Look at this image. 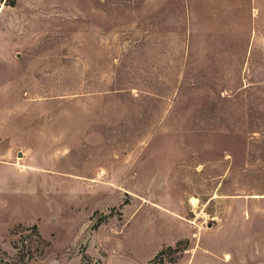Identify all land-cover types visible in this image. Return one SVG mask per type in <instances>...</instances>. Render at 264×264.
Instances as JSON below:
<instances>
[{"label": "rangeland", "instance_id": "1", "mask_svg": "<svg viewBox=\"0 0 264 264\" xmlns=\"http://www.w3.org/2000/svg\"><path fill=\"white\" fill-rule=\"evenodd\" d=\"M0 264H264L248 0H0Z\"/></svg>", "mask_w": 264, "mask_h": 264}, {"label": "crops", "instance_id": "2", "mask_svg": "<svg viewBox=\"0 0 264 264\" xmlns=\"http://www.w3.org/2000/svg\"><path fill=\"white\" fill-rule=\"evenodd\" d=\"M227 1L229 2V0ZM248 6L250 9L251 21L256 24L263 23L264 25V0H248ZM227 7H229V5Z\"/></svg>", "mask_w": 264, "mask_h": 264}, {"label": "bare ground", "instance_id": "3", "mask_svg": "<svg viewBox=\"0 0 264 264\" xmlns=\"http://www.w3.org/2000/svg\"><path fill=\"white\" fill-rule=\"evenodd\" d=\"M190 202H191L192 205H196V203H197V201H196V199L194 197L191 198V201Z\"/></svg>", "mask_w": 264, "mask_h": 264}]
</instances>
